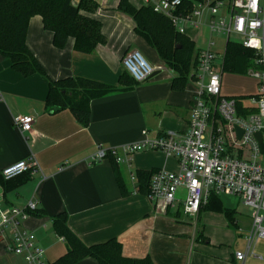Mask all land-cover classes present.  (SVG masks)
<instances>
[{
  "label": "crops",
  "instance_id": "obj_1",
  "mask_svg": "<svg viewBox=\"0 0 264 264\" xmlns=\"http://www.w3.org/2000/svg\"><path fill=\"white\" fill-rule=\"evenodd\" d=\"M96 1L99 3L96 11L82 12L101 21L107 37V43L98 45L94 52L77 51L73 38L63 48L55 46L53 33L44 27L40 15L32 16L29 21L27 45L47 76L39 73L24 76L0 52V172L5 166L27 160L31 155L38 162V168L24 173L18 182L0 183L2 209L23 207L30 201L37 204V210L43 215L31 213L23 226L36 234L49 262L67 252V242L53 227V217L66 212L70 227L86 244L117 238L128 257L149 256L156 264H237L236 251H244L246 264H264V239H254L248 248L252 214L245 217L238 207L232 208L226 203L222 195L219 196L225 206L236 209L234 222L223 212L207 209L209 198L199 214L192 217L183 211L180 203L168 206L162 200L133 191L131 172L179 171L175 156L145 150L135 153L130 165L119 164L129 188L127 195L120 190L110 158L92 161V155L99 148L140 141L144 130L149 138L169 131H187L194 90L191 81L183 90L172 88L177 72L135 31L133 18L118 10L120 0ZM131 1L141 7L159 0ZM191 29L194 27L188 30ZM186 34L194 40L188 31ZM226 45L225 40V49L220 52L216 43L215 51L224 53ZM196 47L201 48L197 43ZM132 50H139L156 67L155 72L131 89L92 100L88 126L82 125L70 109L56 112L46 109L49 79L83 76L117 85L125 70L123 58ZM225 73L231 72L223 71V94L239 99L244 111H252L250 99L257 92L256 79L253 77L250 87L249 82L247 86L243 79L234 77L238 85L234 93L225 83ZM18 115L34 118L29 131L21 132L17 127L14 118ZM10 237V231L0 226V264H28L23 255L8 249ZM76 264L99 262L86 257Z\"/></svg>",
  "mask_w": 264,
  "mask_h": 264
},
{
  "label": "built area",
  "instance_id": "obj_2",
  "mask_svg": "<svg viewBox=\"0 0 264 264\" xmlns=\"http://www.w3.org/2000/svg\"><path fill=\"white\" fill-rule=\"evenodd\" d=\"M187 0H159L153 3L155 11L168 17L181 33L190 27L208 26L210 34L240 37L244 47L255 50V67L247 71L258 81L257 92L250 99L254 109L245 112L236 98L223 94L225 52L215 51L212 37L196 55V68L190 81L194 85L193 103L187 131H169L165 135L144 138L121 146L99 148L91 157L93 162L113 158L117 164L130 165L137 152L159 150L175 156L179 171L160 169L151 178L148 196L162 200L168 206L182 205L183 211L196 217L211 194L233 196L252 208V227L248 248L254 239H264V0H205L196 1L187 12ZM206 20H208L206 22ZM125 70L137 81H146L156 70L139 51L132 50L123 58ZM243 110V111H242ZM14 122L21 132L29 131L34 118L18 115ZM237 128L242 130L239 138ZM263 134L260 143L256 133ZM64 167V166H63ZM61 167V169L63 168ZM38 168L34 155L5 166L2 175L12 179ZM137 192L135 172L130 173ZM0 195V226L11 233L8 249L23 255L28 264H50L45 250L38 244L36 234L23 226V221L37 210L30 201L26 206L2 209ZM246 252L236 251L237 264H246Z\"/></svg>",
  "mask_w": 264,
  "mask_h": 264
},
{
  "label": "trees",
  "instance_id": "obj_3",
  "mask_svg": "<svg viewBox=\"0 0 264 264\" xmlns=\"http://www.w3.org/2000/svg\"><path fill=\"white\" fill-rule=\"evenodd\" d=\"M196 1L205 0H187L185 3L187 12L192 10ZM98 8L99 3L96 0H0V52L9 57L12 68L24 76L35 73L47 76L44 67L27 45L31 17L34 15L42 17L44 27L53 33L55 46L63 48L69 38H73L77 51L92 53L98 45L107 43V37L103 34L101 21L82 12H94ZM118 10L133 18L135 31L157 50L161 59L171 69L177 72L172 80V88L185 89L190 82L193 69L196 68L198 49L194 40L187 34L179 33L170 19L155 11L152 5L137 7L131 0H120ZM178 46L180 48H177ZM255 56L254 49L229 40L223 69L231 73L246 74L250 68L255 67ZM138 83L126 70L121 73L117 85L83 76L49 79L46 109L49 112L70 109L82 125L88 126L91 121L92 100L126 91ZM110 159L122 194H129L119 164L113 158ZM156 171L139 169L135 172L138 193L149 194L151 178ZM22 175L5 179L0 172V183L5 185L18 182ZM206 208L223 212L231 222H234L233 215L236 209L225 206L219 195L211 194ZM32 213L43 215V212L38 210ZM53 227L67 242V252L50 264H76L86 257L95 258L99 264H156L149 256L144 258L125 256L123 245L117 238L92 245L86 244L70 227L66 212L53 217Z\"/></svg>",
  "mask_w": 264,
  "mask_h": 264
},
{
  "label": "rangeland",
  "instance_id": "obj_4",
  "mask_svg": "<svg viewBox=\"0 0 264 264\" xmlns=\"http://www.w3.org/2000/svg\"><path fill=\"white\" fill-rule=\"evenodd\" d=\"M207 21L208 20H206V22ZM188 32H189V35L192 36V38L196 41L198 46L201 47V48L206 47L207 44H208V40L210 39V37H212V35L210 34L209 27L205 26V25H202L198 29L194 28V29H191V31L188 30ZM225 38L226 37L224 35L218 34L217 32H215L213 34V39L217 43V47L216 48L219 49L220 52H223L224 49H225V40H226ZM231 39L234 40V41H239L240 37L236 36V35H232ZM220 54H222V53H220ZM224 77H225V83L228 84V86L230 87L229 91H234V93L236 92L235 90L238 89V85L235 82V80L233 79L234 77H240L241 79H243L247 86H248V82H249L250 83V87H252V84L254 83V78L251 75L235 76V75H232L231 73H225ZM240 83L241 82H239V84ZM222 198L224 199V201L226 203H229L232 208L238 207V210L245 217H248V215L252 214V208L250 206H246L244 203H242L240 201H237L236 197L222 195ZM233 198L238 203L236 201H234ZM176 206H177V203H176Z\"/></svg>",
  "mask_w": 264,
  "mask_h": 264
},
{
  "label": "water",
  "instance_id": "obj_5",
  "mask_svg": "<svg viewBox=\"0 0 264 264\" xmlns=\"http://www.w3.org/2000/svg\"><path fill=\"white\" fill-rule=\"evenodd\" d=\"M177 48H180V46H178ZM150 77H151V76H150ZM237 131H238L239 138H240L241 135H242V130L239 129V128H237ZM256 136H257V138L259 139L260 143H262V142H263V134H262L261 132H258V133H256Z\"/></svg>",
  "mask_w": 264,
  "mask_h": 264
}]
</instances>
